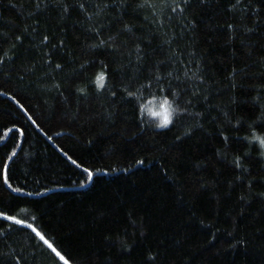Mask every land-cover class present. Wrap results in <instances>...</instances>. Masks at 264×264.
Here are the masks:
<instances>
[{
  "label": "trees",
  "instance_id": "trees-1",
  "mask_svg": "<svg viewBox=\"0 0 264 264\" xmlns=\"http://www.w3.org/2000/svg\"><path fill=\"white\" fill-rule=\"evenodd\" d=\"M257 137L264 0H0V264H264Z\"/></svg>",
  "mask_w": 264,
  "mask_h": 264
},
{
  "label": "snow or ice",
  "instance_id": "snow-or-ice-1",
  "mask_svg": "<svg viewBox=\"0 0 264 264\" xmlns=\"http://www.w3.org/2000/svg\"><path fill=\"white\" fill-rule=\"evenodd\" d=\"M184 3H185V5H186V4L188 3V0H184ZM237 3H239V0H237ZM140 6L142 7L143 5H140ZM81 7H82V6H81ZM66 10H67V9H65V11H66ZM173 11H175V9H173ZM57 67H59V65H57ZM98 80H99L100 82H102V81L104 80V76H103V75L99 76V77H98ZM100 86H103L102 83H101ZM164 123H165V125H167L168 121L165 120ZM260 144H261V146H264V139H261V140H260ZM13 155H14V154H13ZM72 163L75 164L76 162L73 160ZM235 163H236V166H237V167H240V160H239L238 158H237V160L235 161ZM4 167L6 168L7 166L5 165ZM77 167H79V165H77ZM83 171L87 173V176H88L89 179L92 178L93 173H92L91 171H89L87 168H84ZM4 183H5L6 185L9 184V181H8L7 178L4 179ZM12 191H13V192H19V189L13 188ZM0 217H2V219H3L4 221H11V222H12L13 224H15V225H21V224H22V221H21V220L16 219L15 217H13V216H11V215H8V214L0 213ZM26 227L31 228L32 232H34V233L36 234V236H39L41 240H44V242H45L46 244H48V242H47V240H45L44 236H42L41 233H40L39 231H37L34 227H32V225L29 224V225H26ZM48 247H49V248L55 253V255H56L57 257H59V259H60L61 261H63V264H69V260L66 259L65 256L62 255L60 251H57V249L54 248L51 244H48Z\"/></svg>",
  "mask_w": 264,
  "mask_h": 264
},
{
  "label": "rangeland",
  "instance_id": "rangeland-1",
  "mask_svg": "<svg viewBox=\"0 0 264 264\" xmlns=\"http://www.w3.org/2000/svg\"><path fill=\"white\" fill-rule=\"evenodd\" d=\"M261 139H264V137H261ZM257 142L259 143V145H260V147H261V149H262L263 155H264V147L261 146V144H260V140H257Z\"/></svg>",
  "mask_w": 264,
  "mask_h": 264
},
{
  "label": "clouds",
  "instance_id": "clouds-1",
  "mask_svg": "<svg viewBox=\"0 0 264 264\" xmlns=\"http://www.w3.org/2000/svg\"><path fill=\"white\" fill-rule=\"evenodd\" d=\"M257 139H258V140H261V138H260V137H257ZM262 147H264V146H262Z\"/></svg>",
  "mask_w": 264,
  "mask_h": 264
}]
</instances>
